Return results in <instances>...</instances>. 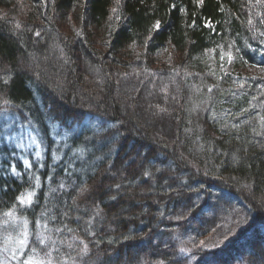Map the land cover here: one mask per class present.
Returning a JSON list of instances; mask_svg holds the SVG:
<instances>
[{"label": "trees", "instance_id": "1", "mask_svg": "<svg viewBox=\"0 0 264 264\" xmlns=\"http://www.w3.org/2000/svg\"><path fill=\"white\" fill-rule=\"evenodd\" d=\"M261 52L264 0H0V112L43 146L29 168L0 137V217L56 264H259Z\"/></svg>", "mask_w": 264, "mask_h": 264}, {"label": "rangeland", "instance_id": "2", "mask_svg": "<svg viewBox=\"0 0 264 264\" xmlns=\"http://www.w3.org/2000/svg\"><path fill=\"white\" fill-rule=\"evenodd\" d=\"M199 3L201 4L202 2H200V0H199ZM65 25L60 26V24H59V28L62 31H65L64 29L66 27V31H69L68 30V29H70L69 25L68 24H65ZM94 35H95V40H97V38L101 37V31H98ZM6 66L7 65L4 64L3 67H6ZM21 67H23V64L21 65ZM227 67H229V64H226V66H224L223 68L226 69ZM225 71H227V70H225ZM24 116L25 115L21 114V117H24ZM9 122H10V116H7L6 112H0V129H1L0 137L3 136L4 140L9 145L8 147L10 149H14L15 152H13V156L19 157V156H21L20 154L24 155L29 150L31 151L32 156L34 154H35V156H37L38 148L36 145H33L30 142V139H32V138H28V136H27V133H28V131L26 130V128H28L27 124L22 122L21 123L22 125H20V128H16L15 130H12L13 128H11L9 126L10 125ZM13 122H17V118H14ZM42 156H43V154H42ZM133 160H135V159H133ZM26 195H27V193H26ZM10 211L15 212V210L12 208V209H7L5 211V213L10 212ZM16 214L17 213L15 212V220L14 221L11 218L5 216V214H4V216L0 217V219H1L0 220V229H1V227L5 228L4 233L1 232V230H0V235H3V237H0V255H1V258L3 259L2 261L4 262V264H23V262L25 260L29 259L30 257L32 259V264H41L42 260L48 261L49 258L46 256L47 252H45L46 249L40 251V253L38 255L35 252H33L32 250H30L28 248V245H27V247H24V248H20L18 246L17 240L20 238H23L20 235L21 229H23L26 225V229L28 232L29 226L25 223V220H23L22 218H20ZM224 215H221L219 219H223ZM107 219H109V218L103 217V219L100 218V221L103 222ZM189 224H191L193 226H198V224L196 222H193V223L189 222ZM10 225H12V226H10ZM200 225L204 226V224H200ZM42 234H44V233H42ZM8 237L12 238L11 241H8ZM49 237H52L51 233H50ZM31 240H32L31 236L28 235V243L31 242ZM155 240L156 239H154L153 241H155ZM157 240H159V239H157ZM149 251H151V250H149ZM237 252L239 254V251H237ZM13 253H15V258L13 257ZM138 255H139L138 252H134L133 256L132 255L128 256V259L132 260V257L138 258L139 257ZM262 255H257L259 258V260H258L259 264H262L264 262V254H262ZM254 257H256V256H254ZM125 262L126 261H124V263ZM87 263H89V262H87ZM50 264H56L55 260L53 258H51ZM144 264H152V263L148 262V263H144Z\"/></svg>", "mask_w": 264, "mask_h": 264}, {"label": "snow or ice", "instance_id": "3", "mask_svg": "<svg viewBox=\"0 0 264 264\" xmlns=\"http://www.w3.org/2000/svg\"><path fill=\"white\" fill-rule=\"evenodd\" d=\"M200 2H202V0H200ZM249 23L251 24L252 21L249 20ZM208 26L211 27V25H208ZM159 27H160V24H159V22H157V23L154 25V28H157V29H158ZM37 35H39V33H37ZM261 55H264V52H261ZM221 59H223V57H221ZM228 60H229V62L232 60V56H231V55L228 56ZM208 91L211 92V91H212V88L209 87V88H208ZM261 121L264 122V117H261ZM24 163H25V165H26L27 167H29V168L31 167V165L29 164V162H28L27 160H25ZM13 171H15V170L13 169ZM158 171H159V170H158ZM69 174H70V173H69ZM143 175H144L145 177H147V176L149 175V173H148L147 171H145V172L143 173ZM165 182H166V181H165ZM36 186L39 187V178H36ZM60 187L63 188L64 185L61 184ZM116 188L119 189V188H120V185H119V184L116 185ZM34 196H35V192H34V191H30V192L27 193L26 196H25V195H21V196L17 197V202H18L19 204H21V205H27V206L30 207V206L34 203V201H33V199H32ZM116 198H117V197H116L115 195H113V196L111 197V199H113V200H115ZM85 211H87V209H85ZM65 215H67V213H65ZM100 215H101V214H100L99 210H96V211L94 212V214H93V218H95V217H99ZM5 216L11 218L13 221L15 220V212H14V211H10V212L5 213ZM79 219H81V217H80V216H77V220H79ZM92 223H93V221H92L91 218H90L89 220L86 221V225H87V227L85 228V231H86L87 233H89L90 235H94V234H95L94 232H92ZM45 227H46V226H45ZM68 230H69V231H73L72 229H68ZM57 231H60V229H57ZM20 235H21L23 238H20V239L17 240L18 246H19L20 248L27 247V245H28V232H27V229H26V225H25V227H24L23 229H21V233H20ZM11 239H12L11 237H8V241H11ZM76 239H77V238L74 236V237H73V242H75ZM36 241H37V243H38L39 245H42V246L46 244V238H45L44 236H42L40 233H37V234H36ZM52 243H53V245H55L56 242H55V241H52ZM79 243H80L81 245H83V250L86 252L87 249H88V244L85 243V241H84L83 239L79 240ZM68 247L71 249V248L73 247V244L70 243V244L68 245ZM53 250L58 251V249H55V248H54ZM181 251H183V249H181ZM33 252H35V249H33ZM65 255L67 256V259H66V260H62V261H60L59 264H69V261H73V262H74L75 258L72 257L70 253H66ZM46 256L49 258V260H48V261H43V260H42V261H41V264H50V260H51V251L47 252V253H46ZM13 257L15 258V253H13ZM23 264H32V259H31V257H30L29 259L25 260V261L23 262Z\"/></svg>", "mask_w": 264, "mask_h": 264}]
</instances>
